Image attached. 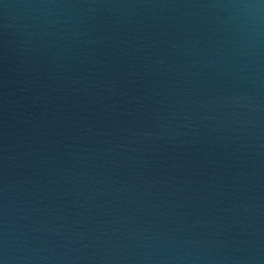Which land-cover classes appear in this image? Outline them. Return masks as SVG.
Masks as SVG:
<instances>
[{"label":"water","instance_id":"obj_1","mask_svg":"<svg viewBox=\"0 0 264 264\" xmlns=\"http://www.w3.org/2000/svg\"><path fill=\"white\" fill-rule=\"evenodd\" d=\"M0 264H264V0H38L0 38Z\"/></svg>","mask_w":264,"mask_h":264}]
</instances>
